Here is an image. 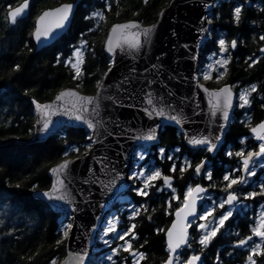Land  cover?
<instances>
[{"label": "trees", "instance_id": "obj_1", "mask_svg": "<svg viewBox=\"0 0 264 264\" xmlns=\"http://www.w3.org/2000/svg\"><path fill=\"white\" fill-rule=\"evenodd\" d=\"M19 1L0 0V264H52V261L58 263L66 254L63 233L69 229L66 226L71 224V220L68 214L55 212L45 202L36 199L33 191L50 186L48 172L52 165L64 158L84 154L90 145V134L82 127L66 125L44 141L33 140V101L50 100L66 86L94 93L97 82L101 81L111 65V57L104 50L109 26L129 19L142 24L152 23L170 0H82L67 32L40 51H35L32 40L35 18L43 9L71 0H31L29 15L9 25L7 5H15ZM242 1L239 21L234 18L232 3L218 2L213 6L212 14H209L212 28L207 43L211 41L214 44L220 32L228 40L235 39L241 57L232 60L230 80L262 79L264 71L261 65L249 67L251 60L243 56L250 57L263 43L259 34L264 30V11L256 8L257 5L247 7L246 0ZM95 12L102 13L104 19L93 17ZM81 41L87 42L85 63L82 65L84 74L74 79L75 72L68 60L73 47ZM249 128L230 121L222 144L211 155L207 145L192 148L185 143L184 134L178 127L164 125L156 143L146 146L151 152L145 162L150 168L158 167L161 174H168L172 178V187L159 178L151 182L146 189L148 195L143 196L137 195L134 190L144 188V183L130 185L114 205L117 230L107 234V246L100 240L96 241L91 264H113V261L115 264H133L134 258L118 244L119 234L133 224L136 225L133 229L136 239L132 240L131 234L127 237L133 250L145 254V259L139 264L163 263L169 255L165 230L174 211L184 201L186 187L198 182L207 188L199 207L200 215L205 210L204 204L215 201L212 215L202 222L220 216L224 208L217 206L218 200L226 199L227 191H235L238 202L245 201V205L232 212L207 247L199 243L202 231L193 219L189 226L188 244L178 251L179 264L187 261L192 254L200 257L201 264H247L249 251L257 243L261 247L258 253L251 255L256 264H264V243L253 234L261 204L264 210V195L245 199L248 193H260L264 184V165L248 183L238 184L237 188L233 185L232 189L225 191L228 181L223 179L232 169L234 171L230 176L240 174L242 157L235 153L243 152L245 155L259 148L260 143L251 135ZM160 149H164L163 155ZM204 157L212 159L208 170L211 179L207 178L208 172L199 177L195 170L196 164ZM184 159L190 161V167L185 166L187 170L181 173ZM258 161L264 162V157ZM173 164L176 165L174 172L170 171ZM131 203L140 209L135 217L130 214ZM250 236L252 240L247 244H239ZM112 249L117 250L112 260H102V255ZM174 264L178 262L174 261Z\"/></svg>", "mask_w": 264, "mask_h": 264}, {"label": "water", "instance_id": "obj_2", "mask_svg": "<svg viewBox=\"0 0 264 264\" xmlns=\"http://www.w3.org/2000/svg\"><path fill=\"white\" fill-rule=\"evenodd\" d=\"M81 1H63L43 9L37 15L32 31L35 51L49 46L67 32ZM218 1L223 0H170L159 11L156 20L152 23L142 24L138 20L129 19L111 24L104 39V50L111 57L109 67L111 70L109 71L108 68L100 81L103 87L99 90L97 112L92 111L94 105L87 106L88 112L77 111L81 104L74 97L66 96L60 101H57L56 97L61 92L69 91L77 93L80 97H97L98 89L94 93H84L73 86H66L61 88L50 100L33 101L35 113L33 140L44 141L66 125L82 127L89 132V138H92L89 139L91 147L84 154L64 158L50 167L48 173L51 177V184L48 188L33 191V196L45 202L53 211L71 216L70 225L72 227L68 229L69 236L65 239L66 254L56 264H65V262L67 264H91L93 262L94 246L103 223L113 211L116 200L132 183L129 175L134 166V152L139 147L156 143L164 125L178 127L184 134L185 143L192 148L202 145L189 144L190 137L207 136L210 142L216 144L215 149L210 152L211 155L215 154L222 144L236 100L235 93L230 84H224L219 88H209L199 80L202 49L212 28V22L208 23V14L215 2ZM24 2L25 0H22L7 10L9 25H14L29 15L30 0H28V6L23 15L18 17L14 23L10 22L8 18L9 11L23 5ZM66 4L73 5L72 12L64 25L61 28H56L54 24L58 14L55 13V10ZM45 12H51L53 15L45 17L41 21L40 17ZM129 23H135L138 27L118 29L113 38L115 39L117 35L121 37L120 46L111 53L107 51V40L111 29L114 26ZM153 25L156 27L150 37L146 39L143 30L152 28ZM38 26L41 31L51 27L47 37L41 36L40 40L36 39L35 32ZM201 29H207V31L202 32ZM137 40L140 42V46L135 49L131 48L129 45ZM1 48L2 41L0 39V50ZM106 73L107 75H105ZM224 88L230 89L232 94V107L228 109L229 118L227 120L223 118L221 111H217L213 116L211 108V105L217 101L221 107L223 106L227 93L220 92V90ZM211 93H219V95L213 97L210 95ZM149 94H152L153 105L146 103ZM37 105L51 106L44 110L47 111V116L44 115V111L38 109ZM153 106L158 109L166 108L169 115H180L182 122L178 124L170 119L155 115L150 118L145 109L150 111ZM76 115H80L82 118L77 120ZM45 120L50 122L49 129L42 132L40 129ZM86 120H92L94 123L100 121V124L95 130L89 129ZM261 122H264V119L250 128V133L256 140H258L257 134L253 133L251 129ZM151 129L156 130V139L152 141L135 139L137 136L148 134ZM260 134L263 135L264 132ZM217 136L220 137L219 140L215 139ZM258 151L259 149L250 152ZM263 157H254V160ZM65 160L71 162L65 172L54 173L53 169ZM201 161H204V166L198 174L199 177H202L212 166V159L209 157H204ZM201 161L196 166L201 164ZM242 168L243 165L240 167V175L245 176L246 173ZM57 178L64 180V187L60 192L52 194L66 193L67 200L49 199L43 195L45 192H52L53 184ZM113 180H115L114 184ZM196 185L205 189L204 192L198 194L199 197L207 192L206 186L200 182L193 187ZM200 203L201 198L197 199L194 215L185 217L181 213V218H178L177 211L184 207L185 201L174 211L173 218L165 230L167 249L168 231L173 228L174 223L178 224V228L186 229L188 241V224L199 215ZM193 255L198 256L192 254L189 257ZM80 256L84 257L83 261L78 259ZM196 264H201V260L199 259Z\"/></svg>", "mask_w": 264, "mask_h": 264}, {"label": "snow or ice", "instance_id": "obj_3", "mask_svg": "<svg viewBox=\"0 0 264 264\" xmlns=\"http://www.w3.org/2000/svg\"><path fill=\"white\" fill-rule=\"evenodd\" d=\"M28 6V0H25L24 4L15 8L14 10H10L8 13V18L10 20V22L14 23L16 21V19L20 16L23 15L25 9ZM73 9V5L72 4H66L63 5L62 7L58 8L55 10V13L58 14V18L55 21L54 26L56 28H61L65 21H67L69 19V16L72 12ZM242 11V7L241 6H237L234 9V18L239 21L240 19V14ZM53 15V13L51 12H45L41 17L40 20L43 21L45 19V17L51 16ZM161 15H163V13H161ZM93 17H98L100 20L104 19V16L102 13L100 12H95L92 14ZM208 23H211V20H208ZM138 25L135 23H129V24H125V25H118V26H114L111 29V32L109 34L108 40H107V51H109L110 53L114 51L115 48L120 46V42H121V37L119 35L116 36V38L114 39V34H117L118 29H131V28H137ZM155 25L152 26V28H147L143 30V35L144 37L147 39L150 37L151 33L154 31L155 29ZM51 31V27L46 28L44 31H41L40 27L38 26L35 32V37L37 40H40L41 36H45L47 37L48 33ZM202 32L207 31V29H201ZM261 40H264V36L260 37ZM87 42L86 41H81V45L79 48H77L74 53H73V57H74V62L69 61V63L71 64L72 69H74L75 75H74V79H79L84 73L82 71V65L85 63V57H84V52H83V48L86 46ZM219 44V50L221 54H225L228 52V44L226 43V41L224 39H220L218 41ZM131 48H138L140 46V42L137 40L134 43H131L129 45ZM231 48H236L237 46V41L233 40L231 41L230 44ZM261 52H264V48L260 49ZM231 57L227 56L226 58H221V59H217L215 61V64L219 65L221 68H223L224 72L221 73V75H223L224 73H226L228 71L226 65L229 63ZM250 60H252L251 57H249ZM258 60H252V63L249 64V67H252L253 64L257 63ZM18 67V66H17ZM209 69L210 70H214L213 69V65H209ZM111 70V68H109V71ZM107 75V73L105 74ZM205 79H208V75L206 74ZM103 87L101 82H97V89H98V93H97V97H80L78 96L77 93L75 92H61L57 97L56 100L60 101L62 100L64 97L66 96H70V97H74L76 98L80 104L81 107L79 109H77V111H81V112H88V105H94L92 111L93 112H97L98 111V98L100 95L99 90ZM205 91H207L205 89ZM256 91V86L252 85L250 87V89H245L243 90L240 95H239V100L242 102L240 104V107L243 108L246 105H249L251 103V101L249 100V96L251 95L252 92ZM220 92H224L227 93V96L223 102V106H220L219 101H217V103H214L211 105L212 108V115L215 116L217 111H221L223 118L225 120H227L229 118V112L228 109L230 107H232V94H231V90L228 88H224L221 89ZM210 95H212L213 97L218 96L219 93H211ZM146 103L148 105H153L154 104V100L152 98V94H149V98L146 100ZM39 110H46L48 108H50L51 106L48 105H37ZM75 107V105H74ZM146 113L149 115V117L151 118L153 115L155 116H159V117H164L166 119H170L172 121H175L176 123H181L182 122V118L180 115H169L168 111L166 108L164 107H160L159 109L156 108L155 106H153L151 108V110L149 111L148 109H145ZM47 111H44V115L47 116ZM75 118L77 120H80L82 117L80 115H76ZM87 123V126L89 129H93L95 130V128L97 127L98 124H100V121H96V123H94L92 120H86L85 121ZM49 121L45 120L43 122V127L40 129V131H45L49 129ZM221 128H223V125H221ZM251 131L253 133L257 134V139L264 141V135H261V132H264V122H261L260 124H258L256 127H253L251 129ZM89 139H92L91 137ZM135 139L138 140H144V141H152L154 139H156V130L155 129H151L149 131L148 134L145 135H141V136H137L135 137ZM216 140H219L220 137H215ZM95 142V141H93ZM188 143L191 145H207V151L212 152L215 147L216 144L210 142L209 138L207 136H202V137H196V136H192L188 139ZM89 147H91V145H89ZM77 150V149H74ZM178 151V149H177ZM160 153L161 155L164 154V149H160ZM67 155V153L65 154ZM229 155H232V153H229ZM236 156H240L243 157L242 159V165L243 168L242 170L247 173L248 176H254L255 175V163L256 161L254 160V157H262L264 156V143H261L259 145V151L258 152H248L247 156H244L243 152H237L235 153ZM143 157L141 156V159ZM169 160L172 159L171 156L168 157ZM71 162L68 160H65L62 164H60L57 168L53 169L54 173H63L65 172V170L68 168L69 164ZM185 164L187 165V161L185 162ZM188 167H190V165H187ZM204 166V161H201V164L196 166V172L197 174H200L202 167ZM187 170V167L185 166H181L180 167V172L183 173L184 171ZM170 171H176V165L173 164L172 168L170 169ZM133 176L136 177H144V188L141 189H137V195H143V196H147L148 192L146 191V189L148 187L151 186V182L162 178L164 180L165 185L170 186V181H171V177L168 176H162L161 172L159 170H155L153 172H151V174L146 175L144 170H141L138 174L137 173H133ZM117 178H119V176H117ZM130 179L132 177H129ZM207 178L211 179V173L209 172L207 174ZM223 179L225 181H228V184L226 185L225 191H227L228 189H232L233 185H238V184H243V183H247V180L245 178V176L241 175L239 177L233 178L230 175L226 174ZM112 183H115V180L112 181ZM64 187V180L57 178V180L54 182L53 187H52V192H45L43 193V195L45 197H48L49 199H54V200H67L68 196L66 193L64 194H60V195H53L52 193H56V192H60V190ZM205 189L202 188L200 185H196L195 187H189L184 200H185V204L184 207L180 210L177 211V216L178 218H181V213L184 214V216H188V215H194L196 212V202L197 199L201 198L198 196L199 193L204 192ZM264 195V184L261 185V191L260 193H256V192H251L248 193V195L245 197V199L247 198H251V197H255L256 195ZM238 195L236 194L235 191H227V198L222 200L217 206L219 208H224L225 205H229V206H234L235 203L238 201ZM185 209H187V211H185ZM140 213V209H134L133 210V216L139 215ZM232 210L231 207L225 211L219 218L218 221H216L218 227L213 228L211 231L206 232L204 235L201 236L199 243L204 246L207 247V245L210 243V241L212 240L213 237H215L217 235V232L219 231L220 227H223L225 224V221H227L231 216H232ZM212 215V210H206L204 215L200 216V219H205L207 216ZM71 225H67L66 228H71ZM136 227V225H132L126 232H124L123 234L119 235V239L124 241L125 243V247L123 248L124 251L129 252L130 255H132L133 257H135L136 259L134 260L133 264H139V261L145 259V254L142 252H137L135 250L132 249V244L129 240H125L126 236H129L131 234V238L132 240L136 239L135 233L133 232V229ZM199 227L201 229L205 228L206 225L201 224L199 225ZM117 228H116V221L114 220H110L108 221V227H106L104 234L107 235L108 233H112V232H116ZM64 236L68 237L69 236V232L68 231H64ZM253 234L257 237L261 238V242L264 243V212L261 213V217L258 223V226L253 228ZM168 250H169V257L168 259L164 262V264H174V261L178 262L179 264V252L178 250L181 249L182 246L187 245L188 241H187V231L184 227H179L178 228V224L174 223L173 224V228L171 230L168 231ZM252 240V237H248L247 240H241L239 241L240 245H245L248 243V241ZM59 243V241L57 242ZM105 243L107 244L108 241H105ZM190 246V245H188ZM261 244L257 243L255 245L254 248H252V252L253 253H258V250L260 249ZM117 254V250L116 249H112V255L108 256L107 259L108 260H112V256ZM79 260L83 261L84 257L80 256L78 257ZM200 257L199 256H191L188 258L187 261L183 262V264H196L197 261H199ZM247 261L248 264H256V261L253 259V255H249L247 257ZM52 264H56V261H52ZM65 264H67V262H65ZM113 264H115V261H113Z\"/></svg>", "mask_w": 264, "mask_h": 264}, {"label": "flooded vegetation", "instance_id": "obj_4", "mask_svg": "<svg viewBox=\"0 0 264 264\" xmlns=\"http://www.w3.org/2000/svg\"><path fill=\"white\" fill-rule=\"evenodd\" d=\"M19 2H17L16 4H18ZM219 2L227 3V4L232 3L234 5L233 10L237 6H241V7L243 6L242 0H223ZM251 4L257 5L256 8L264 11V0H259V1L258 0H246L247 7H250ZM30 7H31V0H30ZM208 17L212 22V19L210 18V16ZM210 33H211V30H210ZM223 35H224L223 32H220L218 37L215 38L213 42L214 44L210 43L211 41L207 43L208 42L207 40L209 39V37L206 40L203 46V49H202L201 63H200V68H199V80L203 82L204 84H206V86L209 88H219L220 86L224 84H230L232 90L235 93L236 100L233 106V111H232V115H231L229 122L236 121L239 124L250 126L251 128L253 125H255L256 123L264 119V78L261 79V78L255 77L251 81H242L241 79H238V78H234L230 80L229 73L231 71L232 60L237 59L236 57L240 58L241 53L239 49H237V46L234 49L231 48L230 46L231 41L235 39L228 40ZM259 36H264V30L263 32H261V34H259ZM220 39H224L226 43L228 44L229 50L225 54L220 53L219 44H218V41ZM262 46H264V40H263V43L258 46L257 50L253 52V55H251L250 57L252 58V60H258V62L253 65L260 64L261 68L264 71V53L260 51V48ZM227 56L231 57L229 63L226 65L228 71L224 73L223 75H221V73H223L224 70L219 65L215 64V61L217 59H221L222 57L226 58ZM243 57H246L249 60L248 55H244ZM252 60L250 61V64L252 63ZM209 65H213L214 70H210ZM206 74L209 77L208 79L204 78ZM252 85L256 86V91L252 92L251 95L249 96V100L251 101V103L241 108L240 104L242 102L239 100V95L243 90L250 89ZM229 122H228V125H229ZM250 128H249V132H250ZM256 141H258L259 143H263V141L259 139ZM162 176H168V174H162ZM130 257L135 258L132 255H130Z\"/></svg>", "mask_w": 264, "mask_h": 264}, {"label": "rangeland", "instance_id": "obj_5", "mask_svg": "<svg viewBox=\"0 0 264 264\" xmlns=\"http://www.w3.org/2000/svg\"><path fill=\"white\" fill-rule=\"evenodd\" d=\"M7 6H11L10 4H8ZM80 45H81V42H79L78 44H76L74 47H73V50H72V53H71V55H70V57H69V60L68 61H72V62H74V57H73V53H74V51L77 49V48H79L80 47ZM83 50V52H84V54H85V50H86V46L82 49ZM211 57H212V55H211ZM245 140V139H244ZM261 144V143H260ZM259 144V145H260ZM151 152V149H149L148 147H143V148H139V149H137L136 150V152H135V155H134V157H135V160H134V167H133V169H132V172H131V177H132V179L134 180V182H142V183H144V180H145V178L144 177H136V176H133V173H139L141 170H144L145 171V173H146V175H148V174H151V172H153V171H155V170H159L158 169V167H155V168H153V167H149L148 166V163L147 162H145V158L147 157V155L149 154ZM141 156L143 157L142 159H141ZM187 161V165H189L190 164V161L189 160H185L184 159V166H187L186 164H185V162ZM264 165V162L263 161H258V162H256L255 163V166H254V168H255V172L261 167V166H263ZM234 171V169H232L231 171H230V173H228V175H231L232 174V172ZM208 172V171H207ZM209 173V172H208ZM240 176V174L238 175V176H236V177H239ZM232 177V176H231ZM236 177H233V178H236ZM245 178H246V180H247V183L252 179V176H248L247 175V173H246V176H245ZM171 186L170 187H172V183L170 184ZM244 185H246V184H244ZM190 186H187L186 187V189H185V194H186V192H187V190H188V188H189ZM192 187V186H191ZM235 187L237 188V186L235 185ZM138 189H141V187H139ZM134 191H136L137 192V189L136 190H134ZM210 196H212V195H210ZM185 197V196H184ZM204 197V195L202 196V198ZM213 197V196H212ZM222 200H224L223 198H221V199H219L218 200V204L222 201ZM214 203H215V201H212V203H206V204H204V211L201 213V215L200 216H202V215H204V213H205V211L206 210H209V209H213V207H214ZM241 205H245V201H240V202H236L235 203V205L234 206H229V205H225V207H224V210H223V212L220 214V216L225 212V211H227L230 207H231V210H232V212L234 211V210H236V209H238L239 207H241ZM262 212H264V210H263V204H261V207H259V209H258V214H257V220H256V224H255V227H257L258 226V223H259V220H260V217H261V213ZM68 216L70 217V220H71V216L68 214ZM200 216H198V217H196L195 219H196V221L195 222H197V228H200L199 227V225H201V224H204V225H206V227L205 228H203V229H201V231H202V235H204L206 232H209V231H211L213 228H216L218 225H217V223H216V221H218L219 220V218H220V216L217 218V219H215V220H212V218H210L209 219V221H207V222H202V221H204V219H200ZM110 220H114V221H116V223H117V220H118V218H117V216H116V213L115 212H112L110 215H108L107 217H106V219H105V221H104V224H103V226H102V230H101V232H100V234H99V236H98V240H100V241H102L104 244H105V246H107L108 244H109V242L106 244L105 243V241H109V238H108V235H105L104 234V232H105V229H106V227H108V221H110ZM71 223V222H70ZM191 223V222H190ZM254 227V228H255ZM68 231V230H67ZM126 232V231H125ZM124 233V231L123 232H121L120 234H123ZM119 234V235H120ZM252 236V235H251ZM118 239H119V236H118ZM120 240V239H119ZM125 240H129V238L126 236L125 237ZM130 241V240H129ZM119 246L121 247V248H124L126 245H125V243H124V241H122V240H120V242H119ZM253 252H252V250L250 249V251H249V254H252ZM110 255H112V250L111 251H108V252H106L104 255H102V260L103 259H107V257L108 256H110ZM136 258H134V260H135ZM100 262V261H99ZM248 264V263H247Z\"/></svg>", "mask_w": 264, "mask_h": 264}, {"label": "bare ground", "instance_id": "obj_6", "mask_svg": "<svg viewBox=\"0 0 264 264\" xmlns=\"http://www.w3.org/2000/svg\"><path fill=\"white\" fill-rule=\"evenodd\" d=\"M212 14V13H211Z\"/></svg>", "mask_w": 264, "mask_h": 264}]
</instances>
